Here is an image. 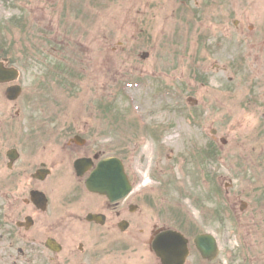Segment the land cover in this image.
Masks as SVG:
<instances>
[{"label": "rangeland", "instance_id": "1", "mask_svg": "<svg viewBox=\"0 0 264 264\" xmlns=\"http://www.w3.org/2000/svg\"><path fill=\"white\" fill-rule=\"evenodd\" d=\"M3 57L23 65L27 93L1 118L43 114L39 102L89 116L102 99L100 144L153 197L144 208L155 223L194 222L215 190L209 172L246 169L264 148V0H0ZM213 128L228 139L226 159L205 161Z\"/></svg>", "mask_w": 264, "mask_h": 264}, {"label": "flooded vegetation", "instance_id": "2", "mask_svg": "<svg viewBox=\"0 0 264 264\" xmlns=\"http://www.w3.org/2000/svg\"><path fill=\"white\" fill-rule=\"evenodd\" d=\"M13 84L0 85V114L27 93L20 74L22 96L10 101L6 89ZM34 95L29 93L27 104H34ZM39 103L43 114L17 107L13 117H0V264H161L154 245L169 226L153 221L136 180L129 176L130 192L115 199L88 189L100 163L115 157L100 144L97 119L47 112ZM229 173L220 188L216 172L208 174L215 190L206 194L193 224L194 264H264V157L255 171L243 170L241 184ZM202 234L217 240L214 261L195 248Z\"/></svg>", "mask_w": 264, "mask_h": 264}, {"label": "water", "instance_id": "3", "mask_svg": "<svg viewBox=\"0 0 264 264\" xmlns=\"http://www.w3.org/2000/svg\"><path fill=\"white\" fill-rule=\"evenodd\" d=\"M14 71V72H13ZM4 70L3 64L0 63V81L11 80L17 76L15 70ZM13 91V97L15 98L18 93V88L9 90V93ZM160 243L157 244V252L163 258L165 264H182L186 257V241L178 233L169 232L166 235V239H159ZM208 246V245H207ZM208 249L210 247L208 246ZM207 250V249H206ZM180 253L179 256H177ZM177 256V257H176Z\"/></svg>", "mask_w": 264, "mask_h": 264}]
</instances>
